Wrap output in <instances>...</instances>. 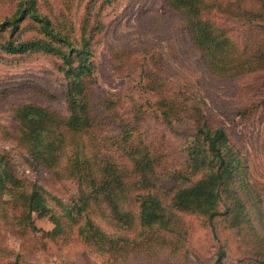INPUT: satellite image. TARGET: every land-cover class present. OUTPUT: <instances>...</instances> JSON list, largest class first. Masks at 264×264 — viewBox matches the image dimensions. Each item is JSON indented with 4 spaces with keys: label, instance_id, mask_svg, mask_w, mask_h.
<instances>
[{
    "label": "trees",
    "instance_id": "trees-1",
    "mask_svg": "<svg viewBox=\"0 0 264 264\" xmlns=\"http://www.w3.org/2000/svg\"><path fill=\"white\" fill-rule=\"evenodd\" d=\"M45 1L10 0L12 12L0 19V51L51 56L62 72L67 116L24 103L15 108L14 117L20 124L18 139L33 161L57 177L74 179L78 192L71 203H63L36 182L26 184L0 155L1 227L36 234L33 212L56 210L59 219L47 232L50 240L75 238L114 264H141L145 258L157 260L160 251L180 254L188 234L182 214H187L202 219L215 237L220 225L230 229L246 247L241 264H264V186L251 179L245 156L225 130L213 125L196 103L167 93L160 58L130 55L157 96L153 104L164 124L174 129L175 122L190 118L194 125L185 147L186 171L169 177L177 183L174 189L158 187L161 155L137 135V113L119 114L118 101L94 92V38L103 30L100 11L109 0L87 4L79 35L73 24L53 22L42 10ZM163 2L180 18L209 74L233 79L264 71V0ZM212 12L240 22V42L209 18ZM95 216L108 228L95 222ZM223 254L221 250L219 256ZM0 264L35 263L0 245Z\"/></svg>",
    "mask_w": 264,
    "mask_h": 264
},
{
    "label": "rangeland",
    "instance_id": "rangeland-1",
    "mask_svg": "<svg viewBox=\"0 0 264 264\" xmlns=\"http://www.w3.org/2000/svg\"><path fill=\"white\" fill-rule=\"evenodd\" d=\"M87 4L91 6V0H46L42 10L55 23L73 24L79 35ZM12 9L10 0H0V19ZM209 18L227 28L232 39L240 42V22L218 12H212ZM100 19L103 30L94 38V92L100 98L112 96L118 101L119 114L137 113V135L161 155L157 168L161 182L157 186L174 189L177 183L169 177L186 171L185 147L194 125L190 118L175 122L174 129L164 124L153 104L157 96L144 84L130 55L141 59L154 54L160 58L165 63L162 77L167 82V93L196 103L213 125L221 126L232 146L245 156L251 179L264 186V71L233 79L209 74L185 35L180 18L166 9L163 0H109L100 11ZM64 87L63 74L56 69L53 57L0 51V155L9 159L26 184L36 182L63 203H71L77 197V182L57 177L33 161L28 147L18 139L20 124L14 117L15 108L24 103L46 106L67 116ZM32 218L38 228L36 234L12 231L9 226L2 228L0 220V245L35 264H114L111 257L75 238L60 236L56 241L50 240L47 232L59 219L56 210L45 212L39 208ZM182 218L188 234L180 254L160 251L157 260L145 258L141 264H241L238 259L244 257L246 247L230 229L220 225L215 237L202 219L187 214H182ZM95 222L108 228L99 216H95ZM220 249L224 250L222 256Z\"/></svg>",
    "mask_w": 264,
    "mask_h": 264
}]
</instances>
